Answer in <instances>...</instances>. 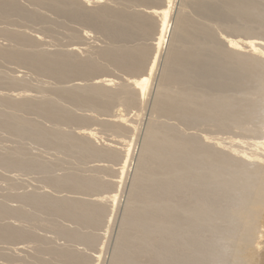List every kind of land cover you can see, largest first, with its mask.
<instances>
[{
  "label": "bare ground",
  "instance_id": "bare-ground-1",
  "mask_svg": "<svg viewBox=\"0 0 264 264\" xmlns=\"http://www.w3.org/2000/svg\"><path fill=\"white\" fill-rule=\"evenodd\" d=\"M22 1L0 0V37L6 42L0 43V64H15L56 84L40 86L36 95H31L29 91L35 86L29 89L30 80L10 76L1 68L0 130L74 156L78 161L112 163L117 168L100 163L91 165L94 174L89 176L74 169L62 173L58 162L39 160L15 144L17 148L2 143L1 170L38 171L54 190L92 198L64 194L53 197L48 191L25 192L24 188V193L19 194L3 191L0 244L36 240L40 246L36 244L39 248L35 249L58 257L59 264H91L87 251L86 256L79 251L82 247L78 250L72 244L96 245L98 236L89 229L106 223V203L116 204L138 141L136 118L143 116L149 108H144L146 103L151 102L111 264H229L224 262L225 255L231 253H224L226 241L232 244L233 256L239 257L234 264H258L264 245V0H182L158 76L156 69L167 43L174 0H120L122 4L116 7L102 0ZM134 5L143 9H129ZM186 7L193 8L204 21L192 18ZM39 9L106 34L114 43L94 53L98 52L102 60L126 73V77L94 78L104 71V64L95 55L79 56L76 47L49 50L36 32L32 35L11 28V16L42 22L46 16ZM211 22L239 34L243 40L218 39ZM80 37L86 39L88 34L84 32ZM133 41L136 44L130 45ZM75 79L85 82H74ZM150 89L152 98L147 102ZM116 106L122 107L124 113H112ZM72 108L86 114L76 115ZM131 112L132 117L128 114ZM91 122L108 131L112 140L100 142L97 134L87 128L74 132L63 129ZM202 125L218 133L234 128L252 137L261 134L263 141L246 139L244 144L250 147L251 155L234 157L224 150V139L198 135ZM194 129L197 134L186 132ZM56 168L62 174H55ZM99 173L116 174V179L106 181ZM6 181L15 188L14 176H7ZM101 191L108 195L96 194ZM224 197L237 201L232 212L225 211ZM8 201L19 204L10 206ZM25 206L74 224V228H68L59 225L62 221L51 223L52 232L72 247L51 246L43 237L14 224L32 218V211L29 213ZM11 248L8 254L0 249V258L13 259Z\"/></svg>",
  "mask_w": 264,
  "mask_h": 264
},
{
  "label": "rangeland",
  "instance_id": "rangeland-1",
  "mask_svg": "<svg viewBox=\"0 0 264 264\" xmlns=\"http://www.w3.org/2000/svg\"><path fill=\"white\" fill-rule=\"evenodd\" d=\"M89 1H92V0H89ZM102 1H104L105 4H107L108 6H111V7H116L119 3L122 4V2L120 0H102ZM22 2L24 3L25 1H22ZM23 3H22V5H23ZM26 4L27 3L25 2L24 6H26ZM182 4H183L182 0H174L173 1L172 13H171L170 18H169V28H168L169 29V35H168V38H166V40H167L166 45L163 46V48H162V50L160 52V59L161 60L158 62L159 64L157 66L159 69H156V75L157 76L159 75V73L161 71L163 58H164V56L166 54V51H167L168 39L170 38V36L172 35V32H173L172 30H173V26H174L173 22H174L175 15L182 8ZM92 6L93 5H91L90 8H94V6L93 7ZM150 6H152V5H150ZM129 9H132V10L143 9V7L142 6L140 7L139 5H136V7H135V5H134L132 7L130 6ZM185 10L187 11V13L192 18H194V19H196L198 21H199V18H200L201 21H204L202 19V17L200 15H198L193 8L186 7ZM39 11L44 16H46L45 19L42 22H31V21H28V20L19 19L16 16H11L10 17L11 24L14 25L11 28H14V29L15 28H19L21 30H26V32H28V33H30L32 35H34V33L36 32L35 34L37 36L39 35L40 38H43V41H44L43 44L46 45L47 47H49L50 48V49L48 48L49 50H54L56 48H58L59 50H66V49L68 50V49H71L72 47L79 48L80 54L78 53V55L79 56H83V57L84 56L88 57V55H90V56L93 55L94 56L95 55V53H94L95 50H100V49H102V47H104V46L106 47L108 44L112 45V43H114V42H111V40L106 36V34H104L102 31H99L97 28L89 27L88 25H85V24H82V23H76V22H72V21L70 22L69 20H66V19H63V18L61 19L58 16L54 15L48 9H39ZM211 25L213 27L215 36L218 37V39H220V40L221 39L234 40V41L243 40L242 36H240L239 34L229 33L225 29H223L222 27L217 25L216 23H212L211 22ZM1 26H3V25L0 23V27ZM84 32H86L88 34V37H85L86 39H84L83 37H80V35H82ZM144 40L146 41V39H144ZM144 40L143 41L140 40L139 42L141 43V41H142V43H145V44H146V42H148V43L150 42V39H147L146 42H144ZM1 42L3 44H6V42L0 37V43ZM136 42L138 43L137 39H136ZM136 42L135 41L130 42V45L132 43L136 44ZM47 44H49V45H47ZM91 53H93V54H91ZM96 53H97L95 55L96 57L95 56L94 57L97 59V61L99 60L98 62H100V60H101V63L104 64L105 66L100 63L104 67V69H103L104 71H102L103 73L100 72L101 74L99 73V74L94 75V78L100 77V76L101 77H116V78L126 77V75H127L126 73H124L121 70L115 68L113 65H111L108 62H106L105 60H102L98 56V52H96ZM83 54H85V55H83ZM5 65H6V67H4ZM7 67L9 69H5ZM18 67H20V66H17L15 64H11V63L1 62L0 69L3 68L4 72L2 71V69L0 71L3 72V73H5V72L9 73L10 76L14 75V76L22 77V78L24 77L28 81L30 80V83L31 82L32 83H31L29 89H31L32 86H35V89H34L35 91L33 90V87H32V90L34 91V92L32 91L33 93L28 90L31 93V95L32 94L36 95L35 93H36V89L38 87L43 86V85H45V86L54 85V83H55L53 80H51L49 78L46 79L47 77H45V76H42V75L39 76L38 74H35L34 72H32V71H30V70H28L26 68H23V67L18 68ZM123 74H124V76H123ZM157 76H156V78L154 80V83H152L153 87L155 85ZM76 80H78L79 82H80V80H81V82H85L84 79H75L74 82H76ZM118 81L117 82L120 83V80H118ZM74 82H72V83H74ZM66 85H64V86H66ZM150 91L153 92L151 89L149 90V92ZM151 92L148 93V96L150 95L149 96L150 98L147 97L148 98L147 102L149 100L151 101V98H152V93ZM150 103L151 102L146 103L144 108L146 109L147 106L149 108H147L146 111H143V116H140V117L136 118V119H138L137 120V125H138V127L140 129V130L138 129V132H137V137L138 138H136V140H138V141H135V145H134V148H133L134 152H133L132 159H131V162H130V165H129V168H128L129 171H127V174L123 176L122 185L119 188L120 190H118L119 191L118 192V194H119L118 197L119 198L117 197V201L115 202L116 204H114V205L111 204V203H106L107 209L109 211V213L107 212L108 215L106 214L104 219H103V222L104 223L106 222V223L102 224L103 226L100 225L97 228L89 229V231L92 234L98 236V241H97L96 245L94 247H87L85 245L82 246V244H78V245L77 244H72L73 247L75 246L74 248H76L78 250L81 247L83 248V249L81 248L82 250L80 249L79 251H82L84 253L87 251L88 257L91 258V264H111V262H112V257H113L114 251L116 249L118 236H119V233H120L121 221H122V218H123V215H124L125 207H126L128 201H129V197H130L129 193H130V189L132 187V180H133L134 170H135L136 162H137L136 158H137V155L139 154L138 152L140 150L141 141H142V138H143V131L145 130L144 127H146L148 118L150 117V113H149V111H151ZM65 105L68 106L67 104H65ZM114 108L112 109V113L116 112L115 114H118V113L123 114L124 111H125L120 106H118V107L116 106ZM72 110L73 111L76 110L75 111L76 115H80V114L84 115V114H86V113H82V109L78 110V108H75V110H74V108H72ZM79 111H81V112H79ZM83 112H87V111L83 110ZM128 114H129V116L131 115V117L133 115L132 112H131V114L130 113H128ZM133 120H135V119H133ZM140 120L141 121L143 120V121L141 122ZM135 122H136V120H135ZM43 123L45 125L48 124L46 122H43ZM48 125H46V126H48ZM68 127H69V129H68ZM81 127L82 128H87V129L95 132L97 134V136L99 137V141L100 142L102 140L104 142H106L108 140H112V135L106 130L103 131V129H101V127H99L94 122H91L90 124H88V125H86L84 127L82 125H67V126H63V129H65V130H67L69 132H74V131H77L78 129H80ZM179 128L182 129V126H179ZM199 128H200V132L201 133L199 132L200 134H198V135H201V136L207 135L208 137L212 136V137H218V138L224 139V150L227 151L230 155H232L234 157H238V158H241V157H244V156L248 157V156L251 155L250 147L248 145L244 144L245 141H247L246 139L251 138L255 142L263 141L261 134L255 135V136L252 137V136H250V134L248 132L240 131V130H237V129H234V128H228L226 130L224 129V131H222V133H224V134H222L221 132H220L221 134L218 133L217 130H215L217 133L214 132V128H210L209 125L208 126L202 125V129H201V126ZM199 128H197V129L199 130ZM183 129L185 131L184 127H183ZM210 129H211V131H210ZM196 131L197 130L194 129L192 131L189 130V131H186V132H191V133L195 132V134H197L198 131L197 132ZM262 131H264V129H262ZM203 132H204V134H203ZM3 135L4 136L6 135V136L4 137ZM7 135H9L11 137H9ZM0 136H1L0 137V147L2 146V143H4L3 146H5V147H10V146H12L11 148L20 147V148L24 149L25 151H27L28 154H30V155L32 154L31 156H33V154H35L34 157L38 158L39 160H42V161H45V162L48 161V162H51V163L58 162L59 165H60L58 167V169L60 170V172L63 171L62 173L66 172V171H74L75 170L74 172H76L78 174H81L82 172H84V175H83V173L81 175L85 176L87 174L86 176H89V175L94 174L90 170L93 165H96V164L99 165L101 163L100 164L101 166H102V164H103V166L106 164L105 166H109V167H113V168L115 166L112 163H108L109 164L108 165L107 163H104V162H99V163L98 162H93V160H91L92 162L90 160L89 161L88 160L87 161H80V160L78 161V159L75 158L74 156L61 154V153L57 152L56 150H53V149H50V148H45V147L40 146V145H38V144L28 140V139H24V138H20L19 139V138L13 137L11 134H9L7 132H4V131L0 132ZM2 138H3V140H2ZM12 138H14V139H12ZM8 142H10L12 145L9 144ZM29 147H30V149H29ZM112 165H114V166H112ZM115 168H117V165L115 166ZM72 169H74V170H72ZM56 170H57V168L55 169V172H56ZM59 170L55 174L58 175ZM12 171L10 172V171H5L3 169L2 170L0 169V194H2V195H0L1 197L3 195H5L4 193H8V192H12V193H15V194L18 192L17 194H19V193H24V191L25 192H35V193H37V192L39 193L41 191L40 193H46V194H48V192H49L48 195H51L53 197L61 196V195L64 194L63 196H67V197L69 195V197H74L75 196V198H82V199H88L89 198V197L81 195V194H79V195L78 194H71V193L66 192L64 190H59V189L56 190V188L54 190L52 187L48 186L44 182V175L42 173L38 172V171H30L29 173H26V171H21V170H14L13 172ZM23 172H24V174H23ZM85 172H86V174H85ZM62 173H59V174H62ZM102 174L103 173H99L98 175L100 177H102L106 181H109V180L113 181L114 179H116L115 178L116 174H113L114 177L112 176L111 173H106V175L105 174L102 175ZM7 176H9V177L14 176L15 181H14L13 185L15 184V186H14L15 188L12 187L13 188L12 189L11 186H8L10 183L6 181ZM26 176H28V177H26ZM5 185H6V187H5ZM19 185H21L20 189L17 188ZM44 185H45V187H44ZM30 186H31V189H30ZM22 189L24 190L23 192H22ZM3 191H4V193H3ZM101 192L102 193L98 192L96 194L100 195V197L108 195L106 193H103L105 191H101ZM76 196H78V197H76ZM1 197H0V200H1ZM91 198L92 197H90L89 199H91ZM13 202H10L11 203L10 204L9 201H8L7 203L10 206H17L19 204V203H15L14 202L15 205H12V204H14ZM236 206H237V201L234 198H226V197H224V209H225V211L232 212L235 209ZM26 207H28V209H26ZM108 207L111 208V210ZM25 209L29 213L32 211L31 212V214H33L32 218L29 219L28 221H14V224L21 225L23 228L26 227V229H29V231H31L34 234H36L39 238L43 237L42 239L47 240L46 242L47 243L49 242V244L51 246L54 245V246H57V247H62L61 246L62 244H66L64 246L68 245V246L72 247V245L69 244L67 241L65 242L64 239L58 237L57 235H55V233H53L54 231L51 229V227L53 225H51V223L59 224V222L62 221L59 225H61L63 227L65 226V227H68V228H71V227L74 228V226H75L74 224L69 223V222H67L64 219L57 218V217L49 218L48 216H46L44 213H42L40 211H36L33 208L31 210V207H29V206H25ZM33 211H34V213H33ZM46 217H48V218H46ZM106 219H107L108 222L106 221ZM6 222H8V221H6ZM9 222L13 223V221H10V220H9ZM64 224H67V225H64ZM101 236H103L102 239H101ZM58 238L60 240H57ZM99 239H101V241ZM32 241L33 240H31V242L29 241L30 243L28 241H26V242H23V243L18 242V243L6 244V245L5 244H0V249L3 250V251L1 250L3 253H7L8 254V252H9L8 249L11 248V247H12L11 249L14 251V252L12 251V252L9 253V254L12 253V256L14 257L13 259H11L9 261L8 260L4 261V259L0 258V264H20V263L21 264H23V263L24 264H51V263L53 264L55 261H56L55 263L59 264L60 259L58 257H56V256H54L52 254L50 256V253H45V251L41 252L38 249H35V248H39L40 245H39V243H37L38 241L34 240L33 241L34 243H32ZM27 243H28V246H26ZM24 244H25V246H24ZM31 244L32 245L35 244V245L32 246ZM36 244H38L39 246L38 245L36 246ZM76 245L78 247H76ZM223 246L226 247L225 249H227L226 252H224V253H230L231 252L230 254L225 255V257L226 256L227 257H231L230 258L231 260L226 257L224 259V262L227 261V263H229V264H234L233 263V262H235L234 260H237V261L239 260L238 259L239 257H237L236 255L233 256L235 253L232 252L233 251V247H232V244L230 242H227V241L224 242ZM13 247H15V248L13 249ZM16 248H18V249L21 248L22 251L19 249L20 251L18 252V249L16 250ZM33 249H35V250H33ZM225 249H224V251H225ZM36 251H37V253H35ZM38 253H39L40 256L38 255ZM40 253H43V254H40ZM85 255H86V253H85ZM229 255H231V256H229ZM26 257H28V258H26ZM38 257H40V258H38ZM260 259L261 260H259L258 264H260L261 262H262V264H264V245H263V255L261 256ZM29 260H31L32 262L29 261ZM13 261H15V262H13ZM41 261H42V263H41ZM224 264H226V262Z\"/></svg>",
  "mask_w": 264,
  "mask_h": 264
}]
</instances>
